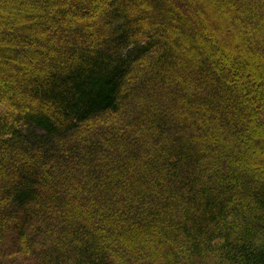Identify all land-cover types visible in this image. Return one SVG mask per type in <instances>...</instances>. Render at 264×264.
I'll return each mask as SVG.
<instances>
[{
	"label": "trees",
	"instance_id": "16d2710c",
	"mask_svg": "<svg viewBox=\"0 0 264 264\" xmlns=\"http://www.w3.org/2000/svg\"><path fill=\"white\" fill-rule=\"evenodd\" d=\"M0 264H264V0H0Z\"/></svg>",
	"mask_w": 264,
	"mask_h": 264
},
{
	"label": "rangeland",
	"instance_id": "374dc122",
	"mask_svg": "<svg viewBox=\"0 0 264 264\" xmlns=\"http://www.w3.org/2000/svg\"><path fill=\"white\" fill-rule=\"evenodd\" d=\"M25 129H27L28 127H24ZM31 131H35L36 129L35 128H33V127H30L29 128Z\"/></svg>",
	"mask_w": 264,
	"mask_h": 264
}]
</instances>
